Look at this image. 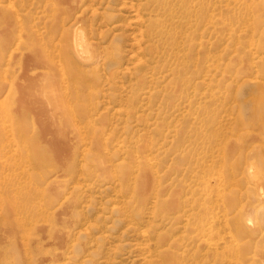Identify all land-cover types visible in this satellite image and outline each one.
<instances>
[{"label":"rangeland","instance_id":"rangeland-1","mask_svg":"<svg viewBox=\"0 0 264 264\" xmlns=\"http://www.w3.org/2000/svg\"><path fill=\"white\" fill-rule=\"evenodd\" d=\"M65 1L0 0V264H264V0Z\"/></svg>","mask_w":264,"mask_h":264},{"label":"bare ground","instance_id":"bare-ground-1","mask_svg":"<svg viewBox=\"0 0 264 264\" xmlns=\"http://www.w3.org/2000/svg\"><path fill=\"white\" fill-rule=\"evenodd\" d=\"M64 2H66L65 0H58V3H56L57 5H58V8L56 9V8H54V10H52V11H54V13L51 15L53 18H55V20H56V22L58 23V25H59V22H61L62 23V21H67V20H69L67 17H61V15L62 16H65V13L67 12V10H66V8L62 5ZM131 5V4H130ZM137 7H138V4H137ZM136 7V11H138V8ZM150 8V7H149ZM137 14H139V13H137ZM142 15V14H141ZM74 19V20H73ZM72 20H73V23L71 24V25H77L79 22H80V18L79 17H76V18H73ZM83 24V23H82ZM55 25V24H54ZM153 25V24H152ZM81 26H83V25H81ZM150 27V26H149ZM61 28H62V26H61ZM81 28V27H80ZM78 30V29H77ZM77 30L76 29H73L72 31V33H70L67 29H62L61 30V34H60V37H59V42L58 43H60V45L61 46H63L64 48H67V46L69 45V44H71V46H72V48H73V50L75 51V53L76 54H79V53H81V50H83V48H81L80 49V45H77L76 44V42H75V39H77L76 38V35H77ZM80 33V32H79ZM153 33V32H152ZM54 34H55V32H54ZM140 34H142V33H140ZM79 36V35H78ZM142 36V35H141ZM52 38V37H51ZM77 40H79V39H77ZM136 41V40H135ZM71 42V43H70ZM139 42V41H138ZM79 44H81V43H79ZM57 49V48H56ZM82 53H84L83 51H82ZM58 59H60V58H58ZM61 61V60H60ZM74 62V61H73ZM62 63V62H61ZM60 63V64H61ZM62 65V64H61ZM76 65V64H75ZM59 65L57 64V67H58ZM78 66V65H77ZM59 67H61V66H59ZM62 68H63V66H62ZM78 68H80V67H78ZM63 69H61V71H62ZM58 71H60V68H59V70ZM63 73V72H62ZM65 75H66V73H64ZM63 74V75H64ZM68 74V73H67ZM60 75V74H59ZM68 76V75H67ZM66 76V77H67ZM61 77V76H60ZM62 78V77H61ZM66 79H68V78H66ZM68 155H70V152H68ZM71 156V155H70ZM69 156V157H70ZM9 183V182H8ZM5 192V191H4ZM37 192V191H36ZM220 193V192H219ZM218 193V195H220ZM41 194H42V192H41ZM3 198V197H2ZM34 199V198H33ZM34 202V201H33ZM206 202V201H205ZM9 203V202H8ZM15 203V202H14ZM208 205H203V204H200L199 203V205H197L198 207H200L199 208V210L200 211H207V208H210L211 209V212L210 213H208V212H206V214L208 213V215H210V214H212V217H211V223L212 224H209L208 225V227H201L202 225H203V223H202V218L201 217H199L198 218V223H199V230L197 231V234H199L200 236L201 235H211L212 233H213V231H214V229L215 230H217V227H219V228H222L223 230H225V233H226V236L225 235H223L224 237L223 238H221L220 239V241L221 242H216V243H214V244H209V246H208V249L209 250H207V251H209V253L210 254H212L213 255V257H215L218 261H220V259L221 258H224V259H230L231 258V256L232 255H234V257L235 258H237L238 257V255H240V254H243L242 253V247H241V245H240V242L239 241H237L236 239H235V235H234V231L236 230V225H237V216L238 215H232V209L230 208V207H228V208H226V207H224L223 209H222V211L221 212H219V213H217V212H214L215 211V209H217V201H210V200H208ZM16 205V204H15ZM30 205H31V203H30ZM29 204H28V206H30ZM35 205H37V204H35ZM41 207V209L42 208H44V210H45V207L44 206H40ZM1 208V207H0ZM29 208V207H28ZM35 208H37V207H35ZM245 208V207H244ZM44 210H43V212H44ZM236 210H237V208H236ZM31 211H34V210H32L31 209ZM30 211V212H31ZM35 211L36 212H38L36 209H35ZM241 211V210H240ZM239 211V212H240ZM248 211V210H247ZM250 211V210H249ZM199 212V211H198ZM204 212V213H205ZM34 213V212H33ZM33 213H31V214H28L29 216L31 215L32 216V214ZM39 213V212H38ZM247 213H249V212H247ZM37 214V213H36ZM220 214V215H219ZM44 215V214H43ZM199 215H201V214H199ZM202 215H204V214H202ZM201 215V216H202ZM15 216V215H14ZM37 216V215H36ZM36 216H35V219H36ZM205 216V215H204ZM26 217V216H25ZM47 217V216H46ZM16 218V220H17V217H15ZM14 218V219H15ZM21 218V217H20ZM24 218V217H23ZM28 218H31V217H27V220H28ZM33 218V217H32ZM197 218V217H196ZM19 219V218H18ZM38 219V218H37ZM36 219V220H37ZM15 220V221H16ZM26 220V219H25ZM33 220H34V218H33ZM42 220V219H41ZM45 220V219H44ZM24 221V220H23ZM29 221V220H28ZM27 221V222H28ZM31 221V220H30ZM35 221V220H34ZM207 221V220H206ZM18 222V221H17ZM20 222V221H19ZM26 222V221H25ZM46 222H47V219H46ZM48 222H50V221H48ZM21 223H23V222H21ZM29 223H31V222H29ZM38 223V222H37ZM19 224V223H18ZM23 224H27V223H23ZM23 224H21V226L23 225ZM52 224V223H51ZM50 224V225H51ZM192 224V223H191ZM17 225V224H16ZM20 225V224H19ZM18 225V226H19ZM35 225V224H34ZM48 225V224H47ZM36 226V225H35ZM198 226V225H197ZM29 227L30 228H34L33 226L31 227V225H29ZM29 227H28V229H29ZM48 227V226H47ZM50 227V226H49ZM49 227H48V230H49ZM234 227V228H233ZM20 228V227H19ZM22 228V227H21ZM24 228V227H23ZM191 228V227H190ZM218 228V229H219ZM194 229V228H193ZM233 229V230H232ZM20 230V229H19ZM26 230V229H25ZM32 231V230H31ZM43 231H44V229H43ZM19 232H21V231H19ZM48 232V231H47ZM194 232H196V231H194ZM25 233V232H24ZM26 233H28V232H26ZM23 233H21V235H22ZM224 234V233H223ZM220 235V234H219ZM234 235V236H233ZM26 236H28V234H26ZM32 236H34L33 234H32ZM37 236V235H36ZM36 236H34L33 238H35ZM199 236V237H200ZM213 236H214V234H213ZM218 235H215V237H217ZM27 238L29 239V237H24V239H26L27 240ZM193 238H195V237H193ZM201 238V237H200ZM213 238V237H212ZM24 241V240H23ZM207 241V240H206ZM24 244V243H23ZM29 244V243H28ZM168 244V243H167ZM25 246V245H24ZM197 248H199L198 246H197ZM205 250V249H204ZM198 251V250H197ZM204 253V252H203ZM186 254V253H185ZM205 257V256H204ZM203 260V259H202ZM238 262H240L241 263V261H240V259L238 258V259H236ZM208 261V260H207ZM227 262V261H226ZM250 262V261H249ZM248 262V263H249ZM208 263V262H207ZM228 263V262H227ZM242 264H246L245 263V258L243 259V261H242Z\"/></svg>","mask_w":264,"mask_h":264}]
</instances>
